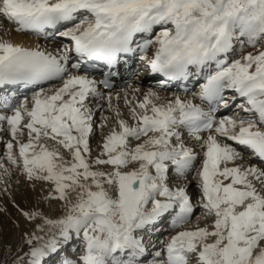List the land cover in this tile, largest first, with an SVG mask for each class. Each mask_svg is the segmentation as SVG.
<instances>
[{
  "label": "snow or ice",
  "instance_id": "6c2138e0",
  "mask_svg": "<svg viewBox=\"0 0 264 264\" xmlns=\"http://www.w3.org/2000/svg\"><path fill=\"white\" fill-rule=\"evenodd\" d=\"M0 264H264V0H0Z\"/></svg>",
  "mask_w": 264,
  "mask_h": 264
},
{
  "label": "bare ground",
  "instance_id": "6f19581e",
  "mask_svg": "<svg viewBox=\"0 0 264 264\" xmlns=\"http://www.w3.org/2000/svg\"><path fill=\"white\" fill-rule=\"evenodd\" d=\"M5 27H7L6 24H5ZM11 38L14 41H17V42H24V43H31V44L40 43L42 46L45 43V41L43 39L40 40L39 37H36V36H23V35H20V34H17V33H13ZM252 162L254 163V161H252Z\"/></svg>",
  "mask_w": 264,
  "mask_h": 264
},
{
  "label": "rangeland",
  "instance_id": "374dc122",
  "mask_svg": "<svg viewBox=\"0 0 264 264\" xmlns=\"http://www.w3.org/2000/svg\"><path fill=\"white\" fill-rule=\"evenodd\" d=\"M251 49H245V51H250ZM93 144H95V142H93Z\"/></svg>",
  "mask_w": 264,
  "mask_h": 264
}]
</instances>
